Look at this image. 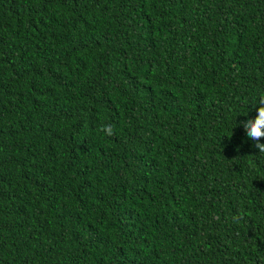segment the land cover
Here are the masks:
<instances>
[{
	"label": "trees",
	"instance_id": "obj_1",
	"mask_svg": "<svg viewBox=\"0 0 264 264\" xmlns=\"http://www.w3.org/2000/svg\"><path fill=\"white\" fill-rule=\"evenodd\" d=\"M261 91L264 0H0V264H264Z\"/></svg>",
	"mask_w": 264,
	"mask_h": 264
},
{
	"label": "clouds",
	"instance_id": "obj_2",
	"mask_svg": "<svg viewBox=\"0 0 264 264\" xmlns=\"http://www.w3.org/2000/svg\"><path fill=\"white\" fill-rule=\"evenodd\" d=\"M252 108L255 110V116L244 120L242 127L247 138L253 142L254 147L259 150V153L264 154V143H261V140L264 139V91H261L256 96ZM100 131L105 136H112L114 134L111 124L102 125ZM243 219V212L232 216V221L236 224H239Z\"/></svg>",
	"mask_w": 264,
	"mask_h": 264
}]
</instances>
